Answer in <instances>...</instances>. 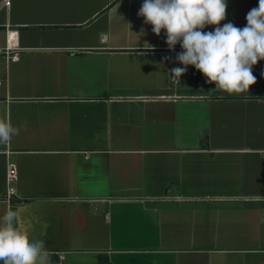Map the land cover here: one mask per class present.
<instances>
[{
    "label": "crops",
    "instance_id": "1",
    "mask_svg": "<svg viewBox=\"0 0 264 264\" xmlns=\"http://www.w3.org/2000/svg\"><path fill=\"white\" fill-rule=\"evenodd\" d=\"M258 2L228 0L221 26L243 28ZM142 3L0 0V52L18 32L0 118L20 129L0 145V215L17 211L49 264H264V61L249 94L192 66L178 82L182 49Z\"/></svg>",
    "mask_w": 264,
    "mask_h": 264
},
{
    "label": "clouds",
    "instance_id": "2",
    "mask_svg": "<svg viewBox=\"0 0 264 264\" xmlns=\"http://www.w3.org/2000/svg\"><path fill=\"white\" fill-rule=\"evenodd\" d=\"M227 4L228 0H143L138 16L152 26L156 36L164 31L170 51L180 45L182 51L175 59L183 67L170 71L178 82L192 66L215 90L239 96L249 94L257 82L253 68L264 61V0L247 13L243 28L231 22L221 26ZM210 25L214 30L204 31ZM19 131L11 121L0 118V145L9 144ZM17 220L18 213L11 208L0 215V264H49L44 241L21 231Z\"/></svg>",
    "mask_w": 264,
    "mask_h": 264
},
{
    "label": "built area",
    "instance_id": "3",
    "mask_svg": "<svg viewBox=\"0 0 264 264\" xmlns=\"http://www.w3.org/2000/svg\"><path fill=\"white\" fill-rule=\"evenodd\" d=\"M11 0H3V4L5 6L10 5ZM18 32L16 29L10 28L7 24V37H6V45L2 49V53L5 54L6 58L15 61L18 57ZM264 154V150H263ZM17 176V168L13 162H9L8 171H7V181H8V191L7 197L8 199H12L14 195V182Z\"/></svg>",
    "mask_w": 264,
    "mask_h": 264
},
{
    "label": "water",
    "instance_id": "4",
    "mask_svg": "<svg viewBox=\"0 0 264 264\" xmlns=\"http://www.w3.org/2000/svg\"><path fill=\"white\" fill-rule=\"evenodd\" d=\"M15 201H16V202H21V201H23V200L20 199V198H17ZM50 257H51L52 261H58V260H59V255H58L57 253L52 252V253L50 254Z\"/></svg>",
    "mask_w": 264,
    "mask_h": 264
},
{
    "label": "bare ground",
    "instance_id": "5",
    "mask_svg": "<svg viewBox=\"0 0 264 264\" xmlns=\"http://www.w3.org/2000/svg\"><path fill=\"white\" fill-rule=\"evenodd\" d=\"M53 262H55V263H56L57 261H53Z\"/></svg>",
    "mask_w": 264,
    "mask_h": 264
},
{
    "label": "rangeland",
    "instance_id": "6",
    "mask_svg": "<svg viewBox=\"0 0 264 264\" xmlns=\"http://www.w3.org/2000/svg\"><path fill=\"white\" fill-rule=\"evenodd\" d=\"M0 53H2V50H1V52Z\"/></svg>",
    "mask_w": 264,
    "mask_h": 264
}]
</instances>
